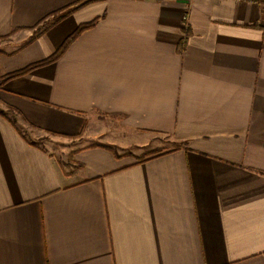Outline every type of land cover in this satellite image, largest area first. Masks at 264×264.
<instances>
[{
	"label": "crops",
	"instance_id": "crops-1",
	"mask_svg": "<svg viewBox=\"0 0 264 264\" xmlns=\"http://www.w3.org/2000/svg\"><path fill=\"white\" fill-rule=\"evenodd\" d=\"M0 111V264H264V0H0Z\"/></svg>",
	"mask_w": 264,
	"mask_h": 264
},
{
	"label": "trees",
	"instance_id": "trees-1",
	"mask_svg": "<svg viewBox=\"0 0 264 264\" xmlns=\"http://www.w3.org/2000/svg\"><path fill=\"white\" fill-rule=\"evenodd\" d=\"M93 21L90 22V23H86V24H82L80 26H78L75 31L69 35L63 42L62 44L60 45V47L54 51L51 55H49L48 57L46 58H43L41 60H38V61H35V62H32L30 64H28L27 66L23 67V68H20L18 70H15V71H12L10 73H7L6 75H4V77H2L1 81H6L8 79H11V78H14V77H17V76H20V75H23L27 72H29L30 70H32L33 68H36L38 66H41V65H44V64H47V63H50L54 60H56L58 57L61 56V54L64 52V50L66 49V47L74 40V38L84 29L86 28H89L90 26L93 25ZM13 111V110H12ZM0 114L3 115V112L0 111Z\"/></svg>",
	"mask_w": 264,
	"mask_h": 264
},
{
	"label": "rangeland",
	"instance_id": "rangeland-1",
	"mask_svg": "<svg viewBox=\"0 0 264 264\" xmlns=\"http://www.w3.org/2000/svg\"><path fill=\"white\" fill-rule=\"evenodd\" d=\"M13 115V114H10ZM15 115V114H14ZM26 134H29L27 130H25ZM42 134H38V135H34V134H29L30 138H33L36 140L37 144L42 145L43 147L48 148V150L52 151V153L56 156V158H58V160L64 162L67 161V157H66V147L68 145H70L71 141L70 140H65V139H56L54 137H49V136H41ZM162 147L160 148H167L169 146V143L165 142L164 140H162ZM159 148V150H160ZM158 150V149H156ZM153 151H146L145 153H142L140 155V157L138 158H142L147 154H150Z\"/></svg>",
	"mask_w": 264,
	"mask_h": 264
}]
</instances>
